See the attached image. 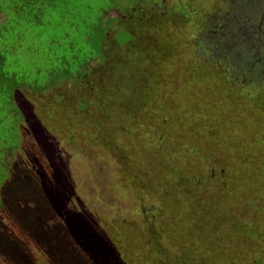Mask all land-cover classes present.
I'll use <instances>...</instances> for the list:
<instances>
[{"label": "rangeland", "instance_id": "rangeland-1", "mask_svg": "<svg viewBox=\"0 0 264 264\" xmlns=\"http://www.w3.org/2000/svg\"><path fill=\"white\" fill-rule=\"evenodd\" d=\"M90 1L92 12L103 9L100 1ZM105 18L113 19L105 52L128 58V48L135 50L123 44L129 36L120 25L132 22L137 29L145 21L139 31L132 29L133 40L173 45L171 56L147 64L180 81L163 78L156 102H140L142 111L134 106L152 124L145 131L140 121L139 132L122 110L135 88L105 90L94 76L101 60L91 62L86 75L60 78L45 90L18 80L11 105L19 120L13 124L2 97L10 83L0 80V264H136L144 258L135 259L132 251L123 258L124 252L151 240L152 264H203L207 258L213 264H264V0H117ZM5 19L0 13L6 69L44 86L54 62L44 54L56 33L36 34L30 53L26 33L20 39L11 33L12 26L22 30L23 22ZM78 40L100 52L98 43ZM211 53L217 66H202ZM194 68L204 79L192 77ZM99 95L109 100L114 118H103V129L113 131L110 144L95 140L91 119L102 107ZM154 103L163 113L159 128L149 113ZM180 131L183 139L176 136ZM167 133L172 136L163 140ZM244 154L248 170L237 162ZM123 158L130 172L148 165L155 173L130 185ZM231 222L251 233L243 250H237L239 240L246 241L231 233Z\"/></svg>", "mask_w": 264, "mask_h": 264}, {"label": "trees", "instance_id": "trees-1", "mask_svg": "<svg viewBox=\"0 0 264 264\" xmlns=\"http://www.w3.org/2000/svg\"><path fill=\"white\" fill-rule=\"evenodd\" d=\"M98 1H100V6H103V9L101 10L98 9V12L95 13L92 12L93 1L91 2L90 0H87L86 2L83 0H0V13H3L5 15L6 21L9 19H13L14 22L12 23L23 22L22 30L16 31L15 28L12 26L11 33L14 34V37H16V39H20L22 31L26 33V35L30 39V42L27 47V50L30 53L35 51V46L32 45L34 43L32 39L36 37V34L38 33L41 34L42 32L49 33L50 31L56 33L55 36L53 35L48 40L47 46L49 49H47V52H45L44 54L47 57H49L50 62L54 61L50 66V70H48L49 80L44 83V86H41L37 83L38 87H36L34 86L36 85V83H34L33 79L29 78L28 75L19 77L18 73L10 72L6 69L5 57H4L5 49L4 46L1 44L3 42L2 33L4 32L5 28L0 29V40L2 41L0 42V80L2 82L8 81L10 83L8 88L6 87L4 89L2 97H4L5 101H7V104L10 107L9 115L12 116V118L15 117L12 120V124L14 123V121L19 120L18 115L14 116V114H17V112L15 108L11 105V98L13 96L14 90L18 89V87L21 86V84L20 86H18L19 81H21L20 83H22L23 85L28 84L29 85L28 87H35V89L38 91L45 90L51 85L52 82L60 78L68 79L73 76L80 77L86 75L87 69L91 70V68L88 65L91 62L98 63V61L101 60L103 64L97 65V69H95L94 76H98L99 79L102 78V83H104L105 90H109V92H112L114 94L117 93L118 91L119 92L121 91L123 94L124 92L128 90L131 91V89L135 88V91H132L130 96L123 102L124 109L122 110H125L126 117L131 115L132 124H135L137 122L138 128L142 129L144 127L139 125L140 121H142V123L145 124L144 126L146 127L145 131H150L152 124L148 120L142 119L141 115L136 112V108H134V106L138 104L140 106L139 108L140 111L144 109V107L141 106L140 102H144V104L142 105L149 106L151 100L154 99L153 97L156 96L155 94L158 93V82L162 84L163 78L171 79L172 82L173 80L177 79V84L180 81V79L175 78L172 80V78L168 74V71L157 70V66L152 67L148 65L147 64L148 61L146 59L149 60L151 59L154 62H156L158 61L159 58L171 56L173 45L170 44L169 46H167L165 43L161 44L159 39H156V41L154 42L151 41L149 45H145L140 41L133 40V30L139 31V29H141L140 27L143 24H145V21H143L142 25H140L137 29H134L133 23L131 22L124 25H120V28L124 33H126L129 36L128 40H125L123 44H127V47L129 46L132 49L134 48L135 50L133 51L134 53H132L128 48V58H127V56L124 55V53L120 54L118 52H113L112 50L109 49H107L105 52L104 49L102 48L103 40L105 39L107 30L110 27L111 22L113 21L112 18L106 19L105 16L110 9L116 7L117 0H98ZM158 6H160V4ZM142 9L144 8L141 7L138 10V12ZM138 12L136 11L132 12L133 14L132 17H136ZM145 29H146L145 31H147L149 34L150 33H152V35L159 34L158 31H155V33H153L154 27L152 28L151 31L147 30V27H145ZM212 33L216 34L214 31H212ZM81 38L84 42L87 43H91V44L98 43L100 45V52L98 51L94 52V50L88 46H85V48H83L78 40ZM114 42L116 44L123 45L120 44L119 40H117L116 38H114ZM202 45H206V44L202 42ZM202 45L199 44L198 49L200 52L205 53L204 50L202 49ZM208 47L210 48V46ZM211 48L213 49L212 53H217V47H211ZM107 51L109 53H107ZM212 53L210 54V56H207L209 60H205L202 66L212 67V62L216 65L213 58L211 57ZM132 55H135V57L133 58ZM252 66L255 72L260 70L257 63L254 64L253 62ZM71 69H74V71L71 72ZM241 69L244 70L246 68L243 67ZM191 70H193V68ZM177 72H180V70L178 69ZM183 72H187V71H183ZM98 73L100 74L98 75ZM192 74H193L192 77L195 76V77H199L200 79H204L205 77V76H201L200 75L201 73L196 68H194V73ZM10 80H12V82H10ZM95 98H98V101L99 103H101L102 107L103 105H106V107L103 108L104 110L102 109V107L97 106V108L100 110L99 113L92 114L91 121L94 122L96 125L95 140H103V141L107 140L108 144H110V142H112L113 140L112 137L113 131L112 130L107 131L103 129L104 116L107 119V123L108 121L110 122L114 121V118L110 117V115L108 114L109 100L104 95H99ZM154 100L156 102V99ZM149 113H152L151 115L156 121V127L158 126L159 128V126H163V122H164L163 113L161 112V107H159L157 103H154L153 108L152 106L149 107ZM165 121L166 123H168L166 118ZM194 123L198 124V121H195ZM183 125L184 123L178 124L177 129L182 128ZM158 128L157 131H160V129ZM143 131L144 130L142 129L139 132H143ZM17 132L18 129H16V134ZM180 132L181 133L177 132L176 136H178L177 138L179 139H183V133L182 131ZM157 136L159 137V135ZM171 136H172L171 134L167 133L165 135V138H163V140L165 139L168 140L169 137ZM163 140L161 137L160 139L161 144L164 142ZM11 142L17 144L16 141L14 140H11ZM249 142L251 146H254L252 148L256 149L255 147L256 143H254V141L253 142L249 141ZM245 143L247 144L246 141ZM158 144L160 143L158 142ZM13 149L14 146L10 147L8 152H10V150ZM254 149L252 152L255 151ZM252 156L253 157L251 158L256 159L255 153ZM241 157L242 158L240 159V162L237 160L238 164H241L243 168H246L248 170L250 166L248 164L247 166L245 165V160L246 159L249 160V158L246 157V154L241 155ZM125 161L126 159L123 158L122 166H123V171L125 172V174L123 175L130 185H139L141 177L146 178L147 172L150 178H152L153 174L155 173V172L150 173V171H155V170L149 167L148 165H145V170L143 169L141 173L139 172L140 174L138 172H130L129 169L127 168V164ZM155 162L158 168L160 165L156 160ZM238 164L237 166L239 167ZM194 199H195L194 202L188 200L189 204H195L197 199L196 198ZM177 210L181 212V208ZM232 224L233 227L231 229L233 232L231 233L233 234L235 233L234 235L242 237V239L244 238L245 239L244 241H246L243 242L239 240L238 245H240L241 247H238L237 250L238 249L243 250L244 249L243 244L244 243L247 244L248 236H250L251 233L244 231L239 225H234V223ZM219 231L220 230L218 228L217 232ZM115 235L118 236L119 234H115ZM137 237L138 240H134L135 243L138 242L140 239L139 236ZM152 243L153 242L151 240L148 244L146 245L144 244L143 247H141L140 245L139 250L133 249V246H129L126 252H124L125 255L123 254V258H125V256L128 257V255L133 252L135 254L134 255L135 259L138 258V260H140L144 258V260L142 261H137L136 259L135 262L136 264H142V263L152 264L154 261V260L152 261L153 253L150 252L151 249L149 248L150 245H153ZM143 249H148L149 252L145 253ZM260 252L264 254L263 250L259 251V253ZM158 253L159 252L157 251L154 254L157 255ZM160 255L163 254L160 253ZM223 261L224 259L220 264H223ZM225 261L227 262L228 260L225 259ZM203 264H213V260L207 258L206 260H204Z\"/></svg>", "mask_w": 264, "mask_h": 264}]
</instances>
